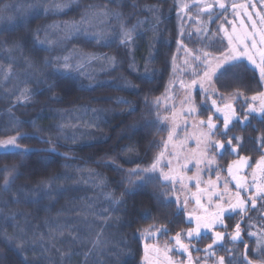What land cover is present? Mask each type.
<instances>
[{
  "label": "trees",
  "instance_id": "obj_1",
  "mask_svg": "<svg viewBox=\"0 0 264 264\" xmlns=\"http://www.w3.org/2000/svg\"><path fill=\"white\" fill-rule=\"evenodd\" d=\"M218 1L233 0H200L189 12ZM54 5L67 7L57 13ZM177 13L176 0H0V42H7L0 46V141L17 137L19 145V150L0 153V170H10L0 171V231L26 241V251L18 252L0 238V264H24L25 257L31 264H141V230L153 225L169 231L188 228L176 199L179 184H163L155 175L144 187L125 193L132 187L127 174L153 165L160 139L169 138L165 154L172 165L190 155L194 143L189 135L203 136L194 128L206 119L209 99L216 98L198 84L185 88L174 107L164 110L159 104L174 78ZM97 20L105 25H94ZM122 31L131 32L127 46L120 44ZM85 34L103 39L88 40ZM34 38L47 41L50 50L33 47ZM105 40L111 44L103 46ZM17 41L23 43L22 51L14 47ZM194 43L212 47L207 41ZM194 43L189 47L194 49ZM214 52L220 54L222 47ZM65 55H71V77L52 76L54 69L45 67L44 59ZM10 57L16 75L5 79ZM26 61L35 68H27ZM25 72L33 73L27 84ZM228 81L232 88L243 82ZM25 87L34 93L30 99L20 95ZM120 99L129 103H118ZM238 130L245 136L235 144L242 145L240 152L252 160L261 157L264 122ZM49 148L55 151H43ZM13 177L4 191L5 179ZM113 198L123 206L112 205ZM36 200L38 204L32 202ZM13 215L24 233L4 220Z\"/></svg>",
  "mask_w": 264,
  "mask_h": 264
},
{
  "label": "rangeland",
  "instance_id": "obj_2",
  "mask_svg": "<svg viewBox=\"0 0 264 264\" xmlns=\"http://www.w3.org/2000/svg\"><path fill=\"white\" fill-rule=\"evenodd\" d=\"M199 2L200 0H176L178 11L176 21L178 27L179 42L175 58L172 61L174 78L171 80L165 95L159 101V104L164 110L169 109L171 106H175V103L173 105V102L180 95V93L183 92L184 87H188L189 89L192 88V86L194 85L193 81L195 79L193 78V80H190V76H192V74L195 72L194 68L196 69L197 66H200L201 60H205L204 53L210 54V50H208L206 47L200 48L199 46H196V43L194 42H197V44H199L208 41L207 43L210 42V44L212 45L214 44L213 42L216 41V38L219 37L217 36V32L219 31L221 39H219L218 41L221 40L224 44V46H222V52H225V54H227L230 51L236 50L234 53L236 55L237 49L235 48L239 44V40L243 38L242 34L244 30L248 29L247 20L245 22V25L241 24L239 26L237 25L236 19H239L243 16L242 12L246 10L249 5H251L250 8L252 9L259 6L260 0H233L232 3L227 6L232 7L233 4L236 5L237 8L235 12L229 14L231 15V19H234L235 22L232 23L230 27L222 26V24H220V27L216 26L217 28L215 27L213 30L211 27L212 23L214 22V18L218 16L209 19L208 14H204L200 11L202 8L195 11V14L192 11L189 12V7L195 4L198 5ZM263 3L261 4L263 5ZM241 5H243L244 7H240ZM94 25L100 27L104 26L105 23L97 20L96 22H94ZM233 25L235 27H233ZM210 30L213 31V34L209 33ZM189 43H194L196 47L194 49L190 48L191 44ZM251 45L252 44L250 43L247 47L251 48ZM209 56L207 58L208 60H210ZM197 57H199V59H197ZM5 82L7 83V81ZM204 83H206V81H204ZM204 83L202 82V84L206 86V84ZM251 87H253V84H251ZM248 95L249 96H246V99H251V97L255 94L248 93ZM215 97L216 101L219 102L217 96ZM230 101L235 102V99L232 98ZM230 101H226V103H229ZM261 103L258 106H261ZM208 107H210L209 103ZM173 109H171V111ZM172 113H174V111H172ZM195 127L196 128H194V130L197 131V133H201L203 136H201V138L198 139L196 143H194L193 151H212L215 154L213 160L215 161V163H218L219 161L216 155L218 151L217 148L213 147L212 145L220 141L218 139L208 137L209 132H201L202 129L198 127L197 124ZM184 138L189 139L188 136H185ZM168 139L163 138L159 140L160 148L154 158V163L157 165L156 172L154 173V175H158L163 184H176L177 182H180L182 184V187H185V190L182 188V190H178L179 195L176 197L179 202L178 208L181 210L182 213H184L186 225L188 226L187 229L183 230V237L181 240L182 243H184V245L186 246L193 244V240H196L198 237L189 238L187 236L188 230L190 228H195L197 218H199L201 222L207 219L211 220L219 211V208L217 207L218 205L223 206V208L225 209L222 216V219L224 220V225L217 224L212 229V231L215 232L217 230L219 231L225 229L226 219L228 218L231 221L229 225H232L233 229L235 228V225L237 223H239L240 225L243 224L245 216L251 212L252 203L246 201L245 197L243 196V193H240L239 199L245 202L243 206V211L241 212L239 208H237L235 211H232L231 205L237 204L238 191H236L235 188L230 189V185L227 187V185L223 183V180L221 178L222 176L219 173H214L213 177H211L212 175L207 174L203 178H200L203 171L197 169V167L202 166L200 165L201 163H197V165L199 166L192 165L193 167H189V171L186 168H184V170L182 171L177 168L178 170L176 171L174 169L175 165H172L173 163H170L171 160L168 159L167 155L165 154L166 150L169 147ZM7 140L8 139L0 141V153L16 151L9 150L5 152L3 150L4 142ZM202 140H204L205 143L201 142ZM17 141L18 140H16V143L18 144ZM188 141H190V139ZM180 146L182 148V145ZM7 147L9 149L13 148V146L10 145ZM200 154L202 155V153ZM184 158L185 157L183 156H181L180 159L178 158V164H180L184 160ZM260 160L261 157L256 160H253L254 169L248 175L249 184H247L246 186L247 190H254V192H257V189H264V182L263 184L260 182L262 179H264V164H259ZM214 165L216 166V164ZM165 172L167 173V175L172 177L171 180L165 181L163 179ZM190 176L193 177V181L189 183L187 182L186 178H191ZM218 177L221 178L220 182H217L216 180ZM181 178H183V182L180 181ZM206 178H208L209 180ZM259 183L262 185H260ZM221 195H223V198H221ZM255 199L256 203H258V209L257 211L255 210L257 214L254 215L257 218L258 216H260L261 219H264V199L260 201L258 200V198ZM198 204L200 205L198 206ZM189 217H191V219H189ZM164 229H166L165 226L158 227L153 225L149 228L147 227L141 230L138 233L139 240L142 244L141 264H184L180 262V256H178L175 244L171 242V239L168 237L165 238V235L160 236V232H163ZM145 230L150 231L152 235H147ZM240 230L241 232H243V227H240ZM213 259L214 264H218L217 258H213L211 254L199 255L195 259V264H207L209 260Z\"/></svg>",
  "mask_w": 264,
  "mask_h": 264
},
{
  "label": "flooded vegetation",
  "instance_id": "obj_3",
  "mask_svg": "<svg viewBox=\"0 0 264 264\" xmlns=\"http://www.w3.org/2000/svg\"><path fill=\"white\" fill-rule=\"evenodd\" d=\"M264 0H260L259 6L255 8L248 7L246 10L242 12V17L239 19H236L237 25L244 24L247 20V26L248 29L244 30L242 36L243 38L239 40V44L236 46L235 49H237L236 55L239 56V51L241 49L247 48L248 52L255 53V59L257 63L259 62V54L261 51H264ZM217 6H210L207 8H197L195 11L201 9L200 11L204 14L209 15V19L214 18V22L212 23V30L217 26L220 27V24L222 26H228L230 27L232 23L235 22L234 19H231V13H234L236 8L228 7L230 3H224V2H216ZM220 3H224L227 6V11H224L219 7ZM232 3V2H231ZM263 3V5L261 4ZM229 15V16H228ZM231 19V20H230ZM216 27V28H217ZM233 27H235L233 25ZM210 30L209 33L213 34V31ZM218 38H216V41L213 42L214 44H208L211 45L210 49V60H208V63L214 67V64L217 63L222 55H226L225 52H221L220 54H215L214 50L215 47H222L224 46L223 41H218L221 39V35L219 34V31L217 32ZM208 42V41H207ZM204 43V42H203ZM256 44L255 48H248L247 46L249 44ZM213 48V49H212ZM202 58V57H200ZM198 68V69H197ZM240 68V69H239ZM197 69V70H196ZM196 69L194 68V73L192 76H190V80L195 79L196 83L192 87H196L195 85H200L202 82L206 81V86L204 88L200 87V90L205 92V94H212L214 96H217L219 102L215 99H209V111L207 113L206 119L198 120L197 126L202 129L201 132L208 133V126L207 121L208 118L211 117L213 123L217 126V128H220L223 130V119L225 115L229 116L230 124L229 128L231 131L229 132V137L232 136L239 137V141H233V146H237L235 144H240L244 141L245 136L240 133L238 129H244L248 126H251L255 123H261L264 122V112L261 111V106H258L261 103V100H255L252 99H246V96H249L248 93H254L255 95H258L261 92H264V80H261L259 69L255 67L247 58H242L241 66L238 68H235L232 70L231 73L228 75L221 77L219 80L216 79V75H219L217 72L216 75L212 77L211 83L204 77V72L206 70H210L209 67L204 63V60H201L200 66H197ZM232 73H235L233 75ZM250 73V76H249ZM237 79L240 78L241 81H243L241 84H238L237 87H231L229 86L230 79ZM201 81H200V80ZM245 80H250V84H253V87H250L248 83ZM187 87H184V89ZM212 90H209V89ZM219 96V97H218ZM235 96V97H233ZM234 98L235 102H231L230 100ZM216 101V105H212V101ZM226 101H230L229 103H226ZM254 102V103H253ZM231 106L229 107L227 106ZM249 106L255 109V111H249ZM216 108H220V112L216 111ZM261 113V114H260ZM204 123H201V122ZM190 124V121H188ZM213 132H215V129H213ZM211 138L218 139L219 143H224L226 147L222 150L217 148V158L218 163H215L213 160L215 157V154L212 151H191L189 156H185L184 160L174 166V169L177 171L184 170L186 168L187 170L193 167L192 165L199 166L197 163H201L200 167H197V169L202 170V174L200 178H203L205 175L210 174L211 177L214 176V173L221 174V178L223 180V183L227 185V187L230 185V189H234L238 191V193H243V196L245 197V200L248 202H251V199L253 197L258 198V200L264 199V196H261L258 192H254V190H247L246 186L249 184L248 175L251 173V171L254 169V163L252 160V157L246 156L240 152L239 147H237V152L233 153L231 150L227 147V139L219 135V133H216L215 135L209 133V136ZM199 135L191 134L190 139L193 140V143H196L198 139H200ZM191 140V141H192ZM258 140V139H257ZM201 142H204L202 140ZM261 147V146H260ZM202 153V155L200 154ZM262 153L264 155V147H262ZM205 154V155H204ZM241 157H244L247 159V161L250 163V166H248L247 169H244L241 172H237L236 170L234 172H229V168L232 169V167H235L238 165V161ZM260 158V157H259ZM216 164V166L214 165ZM190 167V168H189ZM196 170V169H195ZM168 171V170H167ZM189 171V170H188ZM167 175L165 172L164 175ZM220 176V175H218ZM186 178L187 182H192L193 177ZM208 177V176H207ZM210 177V178H211ZM220 177H218L216 180L217 182H220ZM263 178V177H261ZM208 179V178H206ZM212 179V178H211ZM214 179V178H213ZM209 180V179H208ZM221 180V181H222ZM238 180H240L238 182ZM181 182H183V178L180 179ZM262 184L264 182V179L260 181ZM176 183V182H175ZM180 182H177L176 184H179ZM243 185L242 188L237 187V184ZM260 184V183H259ZM260 184V185H262ZM185 190V187H182V184H179V189ZM189 190V189H187ZM200 204H198L199 206ZM252 206V204H251ZM258 203H256L255 207H251V212L245 216L244 223L240 225V227H243V232H241V236L243 237V240L245 243H241L239 241H232L231 240V234H234L235 228L233 229L232 225L230 224V219H226V228L223 230H219L220 232H224L225 236L218 241L217 243H213L214 240V231H209L208 229L201 228L200 229V235L196 240H193V244H190L187 246L188 251L180 250L179 246L176 244V236L179 233L180 234V242L182 243V237H183V231L181 230H175V231H163L160 232V236L165 235V238H170L171 242L175 244V247L177 249L178 256H180V262L184 264H195V259L199 255H209L211 254L213 258H217V263L219 262L220 257H224L225 264H228V261L230 258H235L233 264H236L237 261L240 260L242 255H247L248 259L253 262V264H260V261L262 258L261 256L255 255L257 248H258V242L261 241V238L264 237V219H261L260 216L258 218L254 215L257 214V208ZM256 210V211H255ZM261 219V220H260ZM207 220H204L203 222L206 223ZM201 222V221H200ZM203 222H201L203 224ZM218 231V230H217ZM255 233L254 236L249 235V233ZM209 245H215L213 248L209 249ZM186 246V245H185ZM215 257H214V256ZM184 256V257H183ZM183 257V258H182ZM182 258V259H181ZM207 264H214V259L209 260Z\"/></svg>",
  "mask_w": 264,
  "mask_h": 264
},
{
  "label": "snow or ice",
  "instance_id": "obj_4",
  "mask_svg": "<svg viewBox=\"0 0 264 264\" xmlns=\"http://www.w3.org/2000/svg\"><path fill=\"white\" fill-rule=\"evenodd\" d=\"M65 7H67V5H54L52 11L58 13L59 11H61ZM219 7L221 9H223L224 11H227V6L224 3H220ZM232 7L235 8L236 5L233 4ZM240 7H244V6L241 5ZM249 7H251V5H249ZM150 10H152V9H150ZM45 11L47 12L48 9H45ZM113 15H116L117 17H119L118 13H114ZM50 27L55 28L57 26L56 25H52ZM73 28L78 33L80 32L79 26L73 25ZM39 31H40V29L36 30L37 34L39 33ZM132 31H134V29ZM120 35L122 37L121 40H120V44L123 45V46H127V44L131 41V32L130 31H122ZM85 38L88 39V40L95 39L97 41H100V40L103 39L101 37H93V36H90V35H87V34H85ZM262 42H264V41H262ZM6 43H7L6 41L5 42H0V46H3ZM46 43H48V42L47 41H41L38 38H34L33 41H32L33 47H39V48H45V44ZM230 43H231V41H230ZM110 44H111V41H107V40L103 41V46H109ZM23 46H24L23 43H21L19 41H17L14 44V47L16 49H20L21 51L23 49ZM251 47L255 48L256 44L253 43L251 45ZM45 50H50V49L45 48ZM9 51H11V49H9ZM235 51L236 50H233V51L228 52L226 55H222L220 57L219 61L215 64L214 67L211 66L208 63L207 58L209 56V53H204V57H205L204 63L210 69V70H206L204 72V77L209 81V83H211L212 77L214 75H216L217 72L219 73V75H216V79L219 80L221 77H224V76L228 75L229 73H231L233 69L240 67L242 58H247L255 67H257L259 69V74H260L261 80H264V51L260 52V54H259V62L258 63H257V61L255 59V55L256 54L254 52L250 54L248 52L247 48L241 49L239 51V56L234 54ZM103 58L106 61H108L110 64H115L116 63L115 58H113V57L104 56ZM197 59H199V57H197ZM70 61H71V55H65V56H57V57L54 58V60H50V59H48L46 57L44 59L43 63H44L45 67H53L54 70L51 73V75L59 78V77H71L73 65L71 64ZM9 63H10L9 69L4 72L5 79H11L14 75H16L15 73H13L11 71V65L16 63L15 59L10 57L9 58ZM26 64H27V68H29V69L35 68V65L31 61H26ZM37 71H39V70L37 69ZM232 74L235 75V73H232ZM41 75H43L42 72H41ZM25 76H26V79L23 81V83L27 84L28 78H33V73L25 72ZM140 78L143 79V80H148L149 79L148 76H143V77H140ZM35 82L39 84L42 81L39 80V79H35ZM195 83H196V81H193V84H195ZM53 87H55V83L49 85V90H51V88H53ZM114 87L119 88L121 86L120 85H114ZM200 87L203 88L204 85L201 84ZM209 90H212V89L210 88ZM33 94L34 93H32L27 87H25L20 93V95L22 97H24L25 99H30V97ZM55 99H59V97H55ZM251 99L253 101H255L257 99H260L261 102H262L261 103V111L264 112V92H261L258 95H253L251 97ZM117 102L118 103H123V104H128L129 103V101L123 100V99H120ZM212 105L213 106L216 105V101L215 100L212 101ZM227 107H229V109L231 108L230 105L227 106ZM134 110L135 109H133V111ZM92 111L95 112L97 110L93 109ZM190 111L194 112L195 108L190 109ZM216 111L220 112L221 110H220V108H216ZM249 111H255V109L252 108L251 106H249ZM31 123L33 124V127H35V121H32ZM201 123H204V122L202 121ZM229 124H230V119H229L228 115L224 116V119H223V130H221L220 128H217V126L213 123L211 117H209L208 121H207V126H208L209 133H211L213 135H215L216 133H219V135H221L222 137L226 138L227 139V147L231 150V152L235 153V152H237V147H242V145H238V146H235V147L233 146V141L234 140L235 141H239L240 140L239 137L232 136L231 138H228L229 137V132L231 131V129L229 128ZM213 129H215V132H213ZM25 135L26 134H22L19 138L23 139V138H25ZM39 139H41V141L44 142V143H50V141H44L42 138H39ZM16 140H17V137H11L7 141H5L3 150L5 152H7L9 150H19V145L16 143ZM9 145L13 146V148L9 149L7 147ZM212 146L215 147V148L222 149V150L226 147V145L224 143H219V142H216ZM261 147H264V142H262ZM23 151L24 152H31V151H36V150L35 149H24ZM43 151L54 152L55 149L54 148H49V149H44ZM238 164H240V165L247 164V159L244 158V157H241L240 160L238 161ZM259 164H264V155L261 156V160L259 161ZM156 168H157V165L154 163L149 168H144V169L137 168V169H133L132 171H130L127 175L129 177L128 183L132 187L125 189V193L126 194H131L135 190L144 187L147 183H150L154 179H157V177L154 175V173L156 172ZM0 171L8 172L10 170L6 168V169L0 170ZM11 171H15V169L13 168V169H11ZM229 172H231V168H229ZM133 176L137 177V180L133 181L131 179V177H133ZM14 179H15L14 177L12 178V180H9L8 178L5 179V184H4V188H3L4 191H8L10 189L11 183L14 181ZM163 179L165 181H169V180L172 179V177H170L169 175L165 174L163 176ZM45 187H47V183L46 182H45ZM237 187L242 188L243 185L238 183ZM257 192L261 196H264V189H257ZM45 195H49V193H45ZM221 198H223V195H221ZM156 199L158 201V204H160L162 206H167L165 204V202L161 200L160 197H156ZM32 202L33 203H37V204L39 203L38 200L32 201ZM111 203H112V205L123 206V202L121 200H119V199H114L113 198L111 200ZM244 203L245 202L243 200L239 199V193H237V204L231 205V210L235 211L237 208H239L241 210V212H242ZM251 203H252V206L255 207V205H256L255 197H253L251 199ZM217 207L219 208V211L215 214V216L211 220L207 221L206 223L201 224L199 218H197L195 228H190L188 230V232H187V236L189 238L198 237L200 235V229L202 227L205 228V229H208L209 231H211L217 224L224 225V220L222 219V216H223V213H224L225 209L221 205H218ZM117 210H119V209L116 208V207L112 208V211H117ZM149 215H150V213H148L147 211H145L143 213V217L144 218H148ZM189 219H191V217H189ZM4 220L13 221L14 223H13L12 226H13L14 229L18 228L20 233H24L25 232L24 228L19 227V225L17 223H15V221H16L15 215H13L11 217H5ZM163 231L166 232L167 229H164ZM145 232L149 236L152 235V233L150 231H148V230H145ZM249 235L254 236L255 233L250 232ZM224 236H225L224 232L216 231L214 233L213 243L214 244L217 243ZM0 238L3 239L4 243L8 247L15 248L18 252L26 251V249L24 247V244H26V241L23 239V236H19L18 237V236H14V235H9L6 231H0ZM231 240L232 241H239L241 243H245V241L243 240V237L241 236V230H240V224L239 223H237L235 225V231H234V234H231ZM176 244L180 248H182L184 251H188L187 246L181 244V242H180V234L179 233L176 236ZM208 247H209V249H211L212 245H209ZM45 251H47V250L45 249ZM255 255L264 257V237H262L261 241L258 242V248H257V251H256ZM0 259H2V258H0ZM62 259H63V257H62ZM234 260H235L234 257L230 258L229 261H228V264H233ZM24 264H31V262L28 261L27 258L25 257ZM218 264H225L224 257H220ZM236 264H253V262L248 259L247 255H242L240 260L237 261ZM260 264H264V258L261 259Z\"/></svg>",
  "mask_w": 264,
  "mask_h": 264
},
{
  "label": "water",
  "instance_id": "obj_5",
  "mask_svg": "<svg viewBox=\"0 0 264 264\" xmlns=\"http://www.w3.org/2000/svg\"><path fill=\"white\" fill-rule=\"evenodd\" d=\"M260 114H261V113H260ZM248 166H250V163H249L248 161H247V164H243V165L238 164L237 166L232 167L231 172H234L235 170H236L237 172H241V171H243L244 169H247ZM239 181H240V180H238V182H239ZM214 246H215V245H213L212 248H213ZM179 248H180V247H179ZM180 250L182 251L183 249L180 248Z\"/></svg>",
  "mask_w": 264,
  "mask_h": 264
},
{
  "label": "bare ground",
  "instance_id": "obj_6",
  "mask_svg": "<svg viewBox=\"0 0 264 264\" xmlns=\"http://www.w3.org/2000/svg\"><path fill=\"white\" fill-rule=\"evenodd\" d=\"M189 136H191V135H189Z\"/></svg>",
  "mask_w": 264,
  "mask_h": 264
}]
</instances>
